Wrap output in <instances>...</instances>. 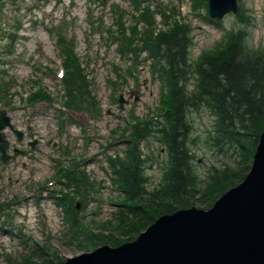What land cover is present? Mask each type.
Wrapping results in <instances>:
<instances>
[{
    "label": "rangeland",
    "instance_id": "obj_1",
    "mask_svg": "<svg viewBox=\"0 0 264 264\" xmlns=\"http://www.w3.org/2000/svg\"><path fill=\"white\" fill-rule=\"evenodd\" d=\"M204 1H1L0 109L6 111L13 128L21 131L22 137L18 141L8 127L3 133L9 141L8 153L13 154L15 149L22 152H17L5 163L0 160V264H25V257L45 260L43 264H60L67 257L102 243L109 244V238L95 240V234H109L102 232L99 226L112 216L113 209H118L111 202L117 200L119 194L110 182L113 175L110 165L128 155L130 147L125 137L129 136L124 137V134L128 132L125 126L134 121L133 115L138 118L137 122L140 120L141 126L148 125L152 118L160 119L161 92H167L158 71H154L158 68L152 67L150 43L145 46L139 43L136 49L128 51L127 48L123 50L118 40L105 42L110 23L116 22L122 13L133 16L136 29L142 35H147L149 30L151 33L153 24L164 21L168 13L182 15L180 19L188 25L191 38L190 61L214 53L225 44L229 34L238 29L242 30L248 48H264V0H237L236 15L228 13L215 20L217 24L206 18ZM242 19H248V24H243ZM145 27L148 32L143 33ZM14 29L19 35L10 37ZM55 32L66 37V43L73 48L80 65L69 76L77 78L75 90L67 95L76 104L67 114L63 132L59 126L64 122V116H61V108L55 99L61 89L60 60L53 43ZM124 54L131 55L132 61L121 88L116 89L114 79L119 73L118 66L123 69L127 66L122 57ZM193 81L189 75L188 89H193ZM34 82H39L48 96L38 99L37 103H28L27 90ZM187 116L190 126L188 149L198 174L196 183L201 191L196 196L200 197L206 185L204 180L212 172L211 167H221L223 163L236 165L239 157L233 149L213 146L209 136L215 118L207 109L191 110ZM155 122L148 127L156 129ZM120 128L123 137L117 133ZM70 142L73 154L86 150L89 159L83 161L82 167L95 181L89 188L88 198L70 192L74 196L68 199L73 204L80 203L78 215L83 219H78L79 223L84 222L81 238L74 235L71 238V223L64 217L62 201L54 197L62 183L46 188L48 182L56 180L52 177L56 161L59 157L65 158L68 153L66 143ZM137 142L145 185L148 190H153L162 184L167 167V147L153 132L144 134ZM244 153L242 150V156ZM242 160L241 157L239 166L230 167L240 168V172L247 169L245 165L250 161L243 166ZM69 189L74 190L73 187ZM190 204L207 208L201 199L193 198ZM111 233L123 238L116 232Z\"/></svg>",
    "mask_w": 264,
    "mask_h": 264
},
{
    "label": "trees",
    "instance_id": "obj_2",
    "mask_svg": "<svg viewBox=\"0 0 264 264\" xmlns=\"http://www.w3.org/2000/svg\"><path fill=\"white\" fill-rule=\"evenodd\" d=\"M187 29L178 24L171 31L161 32L154 43L153 55L164 61L169 75L168 95L162 104L165 112L157 129L168 147L166 181L154 192L146 190L137 142L130 164L122 165L117 171L123 178L126 202L131 201L111 228L123 238L109 231L107 235L96 234L95 238L100 241L109 238L107 241L115 245L132 239L157 216L187 206L193 198L201 199L208 206L228 186L243 179L249 168L247 164V169L241 172L240 168L230 167L215 170L197 197L201 189L197 188L198 175L187 144L190 133L187 115L190 109L209 108L216 118L213 143L237 149L243 166L248 163L258 135L264 129V50L252 51L238 33L225 48L204 55L194 64L189 59L191 38ZM194 74L195 89L188 91L185 83ZM139 129L138 136L147 132L142 127ZM242 150H245L244 156ZM26 264L38 263L29 259Z\"/></svg>",
    "mask_w": 264,
    "mask_h": 264
},
{
    "label": "water",
    "instance_id": "obj_3",
    "mask_svg": "<svg viewBox=\"0 0 264 264\" xmlns=\"http://www.w3.org/2000/svg\"><path fill=\"white\" fill-rule=\"evenodd\" d=\"M228 10H235V0H209L211 17ZM5 125L12 127L0 110V129ZM64 264H264V130L245 178L210 208L163 214L133 241L103 245Z\"/></svg>",
    "mask_w": 264,
    "mask_h": 264
},
{
    "label": "bare ground",
    "instance_id": "obj_4",
    "mask_svg": "<svg viewBox=\"0 0 264 264\" xmlns=\"http://www.w3.org/2000/svg\"><path fill=\"white\" fill-rule=\"evenodd\" d=\"M7 131V130H6ZM53 263V262H52ZM54 264V263H53Z\"/></svg>",
    "mask_w": 264,
    "mask_h": 264
}]
</instances>
